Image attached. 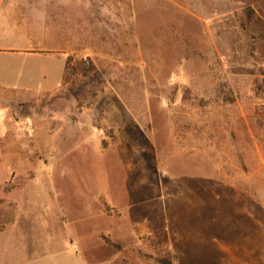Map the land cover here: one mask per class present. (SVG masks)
Returning a JSON list of instances; mask_svg holds the SVG:
<instances>
[{"label": "rangeland", "instance_id": "1", "mask_svg": "<svg viewBox=\"0 0 264 264\" xmlns=\"http://www.w3.org/2000/svg\"><path fill=\"white\" fill-rule=\"evenodd\" d=\"M4 45L0 264H264V0H0Z\"/></svg>", "mask_w": 264, "mask_h": 264}, {"label": "crops", "instance_id": "2", "mask_svg": "<svg viewBox=\"0 0 264 264\" xmlns=\"http://www.w3.org/2000/svg\"><path fill=\"white\" fill-rule=\"evenodd\" d=\"M4 50L3 51H0V53H3V54H7V55H10V57H14L15 55H17V52H14V51H10L12 47L10 46H5L4 45ZM41 55V56H44V55H47L49 53H46L45 52H23V56H34V55ZM63 72H64V61H63V68H62V75H61V78L63 77ZM7 114H8V107L7 106H0V135H1V132H2V129H3V125H4V122H5V119L7 117ZM9 230L10 228L8 227V225H5L3 226L2 228H0V233L2 234H6V233H9ZM10 234V233H9ZM4 252V249L2 251H0V256L2 255V253Z\"/></svg>", "mask_w": 264, "mask_h": 264}, {"label": "trees", "instance_id": "3", "mask_svg": "<svg viewBox=\"0 0 264 264\" xmlns=\"http://www.w3.org/2000/svg\"><path fill=\"white\" fill-rule=\"evenodd\" d=\"M0 228H2V227H0Z\"/></svg>", "mask_w": 264, "mask_h": 264}]
</instances>
